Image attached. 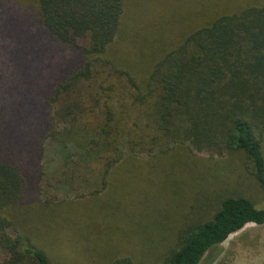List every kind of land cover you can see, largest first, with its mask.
I'll list each match as a JSON object with an SVG mask.
<instances>
[{
    "label": "trees",
    "instance_id": "trees-1",
    "mask_svg": "<svg viewBox=\"0 0 264 264\" xmlns=\"http://www.w3.org/2000/svg\"><path fill=\"white\" fill-rule=\"evenodd\" d=\"M32 2L28 12L0 0V264L69 261L49 256L50 246L70 253L59 230L78 219L39 198L46 146L63 163L102 159L104 173L133 149L179 153L183 142L246 156L263 206L243 193L223 196L209 217L182 223L162 264H198L247 223H264V0H208L125 41L123 0ZM127 61L121 75L130 88L88 98ZM90 229L79 241L94 245ZM110 264L135 262L118 256Z\"/></svg>",
    "mask_w": 264,
    "mask_h": 264
},
{
    "label": "rangeland",
    "instance_id": "rangeland-1",
    "mask_svg": "<svg viewBox=\"0 0 264 264\" xmlns=\"http://www.w3.org/2000/svg\"><path fill=\"white\" fill-rule=\"evenodd\" d=\"M207 1L123 0L129 31H124L122 41L129 40V36L137 39V32H154L166 23L173 25V19L193 15L205 8ZM15 3L28 12L33 6L32 0ZM128 62L115 65L122 69L113 73L109 83L98 81V88L90 90L88 98L95 102L96 94L103 101L109 94H123L130 88L121 75ZM110 84L114 87L108 90ZM133 150L135 156L124 157L104 173L102 159L63 163L50 146L45 147L38 167L39 198L61 205L62 217L68 213L74 215L73 221L78 219L75 226L67 224L59 230L70 253L65 254L62 246L63 252L50 246L52 260L62 253L69 260L65 264H110L118 256L131 257L135 264H162L164 254L176 245L178 232L184 228L182 223L190 225L209 217L223 196L243 193L258 207L263 206L262 188L241 151H197L185 142L178 146L179 153L170 148L165 152ZM87 226L94 245L79 241L78 234L83 235ZM109 243L112 245L108 250L105 247ZM198 264H264V223H247L222 243L210 247Z\"/></svg>",
    "mask_w": 264,
    "mask_h": 264
}]
</instances>
